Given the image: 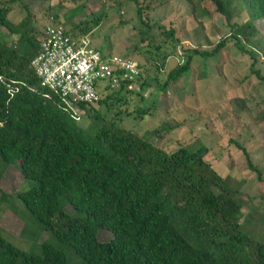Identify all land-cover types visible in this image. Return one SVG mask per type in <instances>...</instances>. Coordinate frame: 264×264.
<instances>
[{
  "label": "trees",
  "instance_id": "obj_1",
  "mask_svg": "<svg viewBox=\"0 0 264 264\" xmlns=\"http://www.w3.org/2000/svg\"><path fill=\"white\" fill-rule=\"evenodd\" d=\"M8 1L14 0L0 4V25L18 41L8 45L0 35V178L5 166L16 163L23 179L35 181L17 197L27 213L79 261L70 262L61 245L42 241L41 251L33 253L0 234V264H264V242L241 229L242 205L206 159L209 149L189 151L179 146L166 151L115 123L103 122L89 134L57 93L39 85L30 63L43 29L36 30L25 18L9 22ZM132 1L142 26L139 32L145 35L140 38L148 39L149 31L158 26L144 20L139 0ZM167 1L154 0V5ZM232 1L189 0L190 14L196 18V9L205 13L206 3H211L229 25L234 44L251 55L242 42L258 35L254 20L264 19V0H241L251 12L244 22L231 20ZM86 29L68 31L81 36ZM160 33L178 40L174 28ZM226 41L227 36L222 37L210 50L189 49L185 60L168 71L163 85L187 72L195 55H220ZM146 44L153 46L150 39ZM251 58L250 71L264 83ZM138 66L143 88L142 64ZM259 118L264 121V113ZM237 147L261 179L249 152L242 144ZM66 204L83 216L68 214ZM101 228L112 233L109 240L98 239Z\"/></svg>",
  "mask_w": 264,
  "mask_h": 264
},
{
  "label": "rangeland",
  "instance_id": "obj_2",
  "mask_svg": "<svg viewBox=\"0 0 264 264\" xmlns=\"http://www.w3.org/2000/svg\"><path fill=\"white\" fill-rule=\"evenodd\" d=\"M4 1L7 2L0 0V4ZM139 1L144 20L158 26L144 40L140 38L145 35L139 32L142 26L132 0H14L7 3L6 17L11 23L25 18L36 30L51 22L76 32L87 28L85 34L100 51L129 56L142 64L143 88L136 85L130 93H116L107 102L71 105L77 124L95 134L101 123H115L166 151L179 146L189 151L206 146V159L242 205L241 229L264 242V121L259 118L264 113V83L250 71L253 55V67L264 75V19L254 20L258 35L249 43L242 42L252 51L249 55L234 44L229 25L211 3H206L205 13L197 8L195 18L190 14L189 0H168L158 6L154 0ZM231 6L232 21L250 18L251 12L243 1L233 0ZM163 28H174L178 40L164 37L160 33ZM8 31L0 25L1 38L13 46L17 36ZM224 36L227 41L220 55H195L187 72L163 85L168 71L185 60L189 49L210 50ZM149 39L153 46L146 44ZM237 143L249 152L261 170V179L246 165ZM34 184V180L23 179L16 163L5 166L0 178V234L33 253L41 251L42 241L61 245L69 261L77 263L78 257L43 229L17 197L19 191ZM3 192L7 195L1 197ZM64 210L74 217L83 216L69 204ZM97 237L107 241L112 233L101 228Z\"/></svg>",
  "mask_w": 264,
  "mask_h": 264
},
{
  "label": "built area",
  "instance_id": "obj_3",
  "mask_svg": "<svg viewBox=\"0 0 264 264\" xmlns=\"http://www.w3.org/2000/svg\"><path fill=\"white\" fill-rule=\"evenodd\" d=\"M30 64L39 85L57 93L69 108L132 91L140 82L136 60L104 53L87 35L73 36L59 22L45 26Z\"/></svg>",
  "mask_w": 264,
  "mask_h": 264
}]
</instances>
